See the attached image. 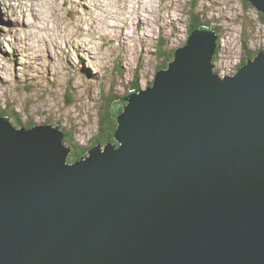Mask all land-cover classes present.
<instances>
[{"label":"water","instance_id":"obj_1","mask_svg":"<svg viewBox=\"0 0 264 264\" xmlns=\"http://www.w3.org/2000/svg\"><path fill=\"white\" fill-rule=\"evenodd\" d=\"M215 39L191 30L73 161L57 124L0 116V264H264V51L220 76Z\"/></svg>","mask_w":264,"mask_h":264},{"label":"rangeland","instance_id":"obj_2","mask_svg":"<svg viewBox=\"0 0 264 264\" xmlns=\"http://www.w3.org/2000/svg\"><path fill=\"white\" fill-rule=\"evenodd\" d=\"M90 1L0 0V107L16 126L59 124L71 136L67 159L100 138L99 108L106 112L111 97H123L135 80L152 85L160 44L162 55L174 52L191 19L218 35L213 61L221 76L233 74L247 51L264 48V13L246 0H153L147 8L139 0H99V9L80 8Z\"/></svg>","mask_w":264,"mask_h":264},{"label":"trees","instance_id":"obj_3","mask_svg":"<svg viewBox=\"0 0 264 264\" xmlns=\"http://www.w3.org/2000/svg\"><path fill=\"white\" fill-rule=\"evenodd\" d=\"M247 2V1H246ZM248 4H250V2H247ZM193 8V7H192ZM191 9V8H190ZM191 11V10H190ZM262 17V19H263V21H264V15H262L261 16ZM206 25L207 23H204L203 21H201V20H199L198 18H193V19H191L190 20V22H189V29H188V31H189V34L191 33V30H193V29H195V28H197V27H199L200 25ZM162 45L164 46V44H160V46H161V48H160V50L162 51V52H164V50H163V48H162ZM259 50H261V49H258V50H254V51H247V53H250V52H252V53H254V54H256V52L257 51H259ZM172 51V50H171ZM171 51H169L167 54H166V52H165V55H162L163 53L162 52H158V54L159 55H161L162 57L161 58H163V60H161L162 62H161V64L160 65H158V68H161V67H165L166 65H167V63H168V60L171 58V56H172V54H173V51L171 52ZM172 53V54H171ZM251 53V54H252ZM249 55V54H246L245 53V55L244 56H242V60H241V62L239 63V64H237V69L239 68V66L241 65V64H243L247 59H246V57L248 58V56L249 57H251L252 55ZM253 54V55H254ZM171 55V56H170ZM157 70V69H156ZM132 88H137V89H139L140 88V86L136 83V80L135 81H133L132 82ZM120 97L119 96H117L116 98H113V99H119ZM112 99V97L110 98V100H109V102H108V104L111 102V104H109V109L105 112V111H100V109L102 108V106L99 108V117L98 118H100L99 119V123H100V126H101V128H100V131H101V136H100V138H97L95 141H94V143L95 144H97V143H100V144H104L105 142H107V141H114V139H113V133H114V131H115V129H116V120L112 123V120L110 119V117L109 116H111L110 115V113H111V106H112V104H113V102H114V100ZM110 111V112H109ZM6 112V109H2V107H0V113H5ZM6 114V113H5ZM29 125H31V124H28L27 126H29ZM63 134H64V143L65 144H70V142H69V140L71 139V136H70V134H68V133H66L65 131H63ZM88 149V146L86 147V146H82L81 148H78V149H75L74 151H73V153L71 154V156H69V158L67 159V160H75V159H77V158H79V157H81L82 155H84L85 154V152H86V150ZM70 158H72V159H70Z\"/></svg>","mask_w":264,"mask_h":264},{"label":"bare ground","instance_id":"obj_4","mask_svg":"<svg viewBox=\"0 0 264 264\" xmlns=\"http://www.w3.org/2000/svg\"><path fill=\"white\" fill-rule=\"evenodd\" d=\"M111 2H115V0H110ZM149 1H152L153 2V0H142V1H140L139 0V6H141V8L143 7H145L146 6V8L147 7H150L151 5H150V3H149ZM167 1V0H166ZM169 1V0H168ZM172 1H174V0H172ZM246 1H248V2H250L251 4L253 3L251 0H246ZM219 2V1H218ZM42 3V2H41ZM20 4V3H19ZM93 4V6L91 7V8H89L90 7V5H92ZM31 5V4H30ZM40 5V2L39 3H33L32 4V9H37V6H39ZM21 6V5H20ZM77 6H80V4H78ZM76 6V7H77ZM99 6H101L100 5V2H99V0L98 1H90V4L89 5H84L83 7H80V8H84V9H86L87 11L88 10H96ZM105 6H108L107 4H105ZM115 6V5H114ZM113 3L111 4V10L112 11H114L113 10ZM41 7V6H40ZM255 7V6H254ZM18 7L17 6H14V8L12 7V6H10V10H14V11H17L16 9H17ZM137 8V7H136ZM256 8V7H255ZM99 9V8H98ZM138 9V8H137ZM257 9V8H256ZM189 10H190V8H189ZM189 10H188V12H189ZM258 10V9H257ZM39 11V10H38ZM192 11V10H191ZM42 12V11H41ZM43 13V12H42ZM80 13H82V12H80ZM128 13V12H127ZM36 14H37V16H38V12H36ZM40 14V13H39ZM20 15H21V11H20ZM34 17H35V19H36V15H35V12H34ZM125 17L127 18V20H129L130 19V15L128 14V15H125ZM131 17H135L134 15H132ZM121 18H122V15L120 16V18L118 19V21L119 20H121ZM23 19V18H22ZM20 20V19H19ZM41 20V19H40ZM43 20V19H42ZM80 20H82V19H80ZM7 21V20H6ZM17 22H15L13 25H15ZM26 23V22H25ZM33 23V22H32ZM48 23V22H47ZM134 23V22H133ZM149 23V22H148ZM149 25V24H148ZM26 26H29L28 24H26ZM116 26V25H115ZM119 26V25H118ZM206 26V25H205ZM208 27V26H207ZM115 28V27H114ZM135 28H136V31L138 30V25H136L135 26ZM208 28H210V27H208ZM131 29V28H130ZM130 29H128V30H130ZM210 29H212V28H210ZM122 30H123V27H122ZM213 30V29H212ZM214 31V30H213ZM41 32V31H40ZM128 33V32H127ZM93 34V33H92ZM114 35V34H113ZM32 36V33L31 32H29L28 33V35H27V38L28 39H30V37ZM48 36L50 37L51 36V33H49L48 34ZM112 36V35H111ZM117 36V35H116ZM128 38V37H127ZM146 38V37H145ZM120 40V39H119ZM126 41V40H125ZM186 41H187V39H186ZM186 41L183 43V44H181L180 46H183V45H185V43H186ZM95 42V41H94ZM180 46H178V47H180ZM262 51H264V48L263 49H261ZM142 51V50H141ZM256 51V50H255ZM140 52V51H139ZM218 53V35H216V39H215V46L213 47V52H212V55H211V62H212V71L213 72H215V73H218V72H216L215 70H214V58H215V56H216V54ZM252 57H255V55L254 56H252ZM252 57H250V58H252ZM248 58H249V56H248ZM174 59V52H173V55L171 56V59L170 60H168V61H171V60H173ZM100 61V60H99ZM247 61V60H246ZM99 64V63H98ZM168 66V63H167V65L165 66V67H161V68H166ZM84 67H85V65H84ZM73 69L75 68V67H72ZM240 68V67H239ZM239 68L235 71V72H237L238 70H239ZM96 69V68H95ZM160 69V68H159ZM234 72V70H232L231 71V73H235ZM78 73V72H77ZM83 74V73H82ZM219 75L221 76V73L219 72ZM233 74H231V75H227V74H225V75H222V76H232ZM82 77H85L84 75L82 76ZM134 78V77H133ZM154 78V77H153ZM154 80V79H153ZM152 84H153V82H152ZM149 87H151L152 85L150 84V85H148ZM147 88V87H146ZM146 88H139V89H137V88H133V89H136V90H145ZM132 90V89H131ZM126 95V94H125ZM124 95V96H125ZM120 97V96H119ZM120 98H122V97H120ZM1 105V104H0ZM121 109V108H120ZM6 113V114H5ZM4 114L3 113H0V116H6V119L9 121V123L14 127V130H18L19 129V127L20 126H16L15 124H13V122L10 120V115H8V112H7V110H6V112H5ZM14 112H12V114H13ZM111 114H112V112H111ZM44 124H48L49 126H51V127H54L55 125H51V124H49V123H44ZM37 125H43V124H34V125H29V126H24V125H21V127L23 128V129H26V130H28V129H31L32 127H34V126H37ZM57 126H58V128H59V130L63 133V130L60 128V125L59 124H57Z\"/></svg>","mask_w":264,"mask_h":264}]
</instances>
